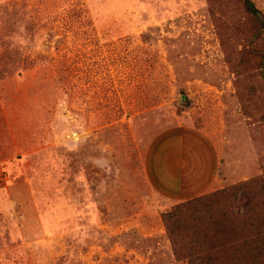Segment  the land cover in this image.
<instances>
[{"label":"rangeland","instance_id":"obj_1","mask_svg":"<svg viewBox=\"0 0 264 264\" xmlns=\"http://www.w3.org/2000/svg\"><path fill=\"white\" fill-rule=\"evenodd\" d=\"M254 31L241 0H0V264H186L162 214L264 177Z\"/></svg>","mask_w":264,"mask_h":264},{"label":"trees","instance_id":"obj_2","mask_svg":"<svg viewBox=\"0 0 264 264\" xmlns=\"http://www.w3.org/2000/svg\"><path fill=\"white\" fill-rule=\"evenodd\" d=\"M241 1L255 24L248 54L264 64V16L253 0ZM162 219L177 261L264 264V177L180 202Z\"/></svg>","mask_w":264,"mask_h":264},{"label":"crops","instance_id":"obj_3","mask_svg":"<svg viewBox=\"0 0 264 264\" xmlns=\"http://www.w3.org/2000/svg\"><path fill=\"white\" fill-rule=\"evenodd\" d=\"M193 171H194V170H193ZM215 184H217V183H216V182H213V183H212V186H214ZM210 185H211V184H210Z\"/></svg>","mask_w":264,"mask_h":264}]
</instances>
